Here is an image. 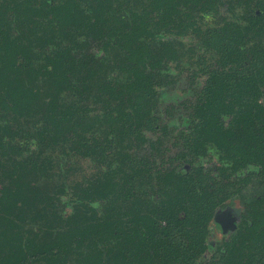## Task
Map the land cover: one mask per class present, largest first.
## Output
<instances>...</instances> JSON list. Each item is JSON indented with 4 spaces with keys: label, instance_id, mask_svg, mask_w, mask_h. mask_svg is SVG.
<instances>
[{
    "label": "trees",
    "instance_id": "16d2710c",
    "mask_svg": "<svg viewBox=\"0 0 264 264\" xmlns=\"http://www.w3.org/2000/svg\"><path fill=\"white\" fill-rule=\"evenodd\" d=\"M252 121L264 0H0V264H264Z\"/></svg>",
    "mask_w": 264,
    "mask_h": 264
},
{
    "label": "flooded vegetation",
    "instance_id": "af4514ba",
    "mask_svg": "<svg viewBox=\"0 0 264 264\" xmlns=\"http://www.w3.org/2000/svg\"><path fill=\"white\" fill-rule=\"evenodd\" d=\"M172 72V71H171ZM177 72V71H176ZM187 90V89H186ZM190 92H187V94H189V95H191L192 94V92H191V89H188ZM190 97V96H189ZM183 100H185V99H183ZM180 114H183V111H181L180 112ZM164 121H165V123L167 124V126H168V129H169V131L171 132V135H174V137H175V135L177 136V138H179L180 139V134H182V132L181 131H183V134L185 135V136H187V129L188 128H190V127H192L191 126V124H190V120L188 119V118H186V117H180V118H178V121L174 124L175 126H170L169 124H171L167 119L165 120L164 119ZM167 122H169V124L167 123ZM250 130H251V133H252V135H260V133L262 132L263 134H264V128L262 129L261 128V126L259 125V124H257L255 121H252L251 123H250ZM240 137L238 138V141L241 143V144H245V143H247L250 139H249V137L250 136H246V135H239ZM148 137H152V134H148ZM174 137H171L170 139H169V142H172L173 140H175V138ZM168 138V137H167ZM167 144V142H165V145ZM180 145H182V142H180L179 143V145H177V146H175V148H177L178 149V147H180ZM204 145V147H206L207 149H206V151L208 150V148H209V152L210 153H208L209 155H211V161L212 162H214L215 164H217L218 163V161H217V159L215 158V157H213V155H212V152L213 151H215L214 150V143H210V142H206V143H204L203 144ZM174 150V149H173ZM208 155V156H209ZM207 158V157H206ZM210 161V162H211ZM205 166H207V163H205ZM186 168H187V164H186V166H185ZM254 178V177H253ZM252 178V179H253ZM258 182V181H257ZM255 183V182H254ZM253 183V185H252V187H254L255 189H258L257 188V186H261V185H263L264 183H261V182H259V183H257V184H254ZM251 187V188H252ZM250 187H248V189L247 190H249V189H251ZM247 190H245V191H247ZM239 202H240V199L239 198H235L232 202L230 201L229 202V204L230 205H239ZM234 218L231 216V214L229 215V216H227L226 217V215H223L222 217H221V224H222V230H220V232H229L230 231V229L233 227V223H232V220H233Z\"/></svg>",
    "mask_w": 264,
    "mask_h": 264
},
{
    "label": "rangeland",
    "instance_id": "374dc122",
    "mask_svg": "<svg viewBox=\"0 0 264 264\" xmlns=\"http://www.w3.org/2000/svg\"><path fill=\"white\" fill-rule=\"evenodd\" d=\"M188 82H187V69L182 68L180 72L177 71L176 76V82L165 85L161 88V91L159 93V110L160 115L162 116L163 120L167 119L169 122H167L170 126H175L174 124L178 121V118L182 117L180 114V110H177V108L173 109L170 107L168 111L166 110V107L177 105L180 101L188 98L190 95L187 94V92H190L188 89ZM187 89V90H186ZM29 123V119H22L19 122L20 126H23L22 124H25V127ZM144 151V150H143ZM142 149L140 152H143Z\"/></svg>",
    "mask_w": 264,
    "mask_h": 264
}]
</instances>
